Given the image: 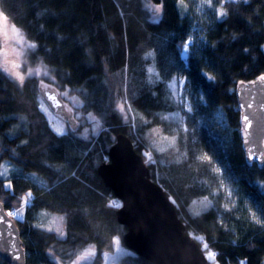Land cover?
<instances>
[{
	"label": "trees",
	"instance_id": "16d2710c",
	"mask_svg": "<svg viewBox=\"0 0 264 264\" xmlns=\"http://www.w3.org/2000/svg\"><path fill=\"white\" fill-rule=\"evenodd\" d=\"M152 1L157 19L146 0H0V12L37 45L32 60L53 76L50 88L0 71V173L5 164L15 169L0 176V202L6 212L24 209L12 218L26 264H69L86 248L92 256L79 264H103L116 237L124 246L126 227L110 206L120 201L97 173L120 133L175 202L186 232L205 255L216 253L209 264H264V163L245 158L235 94L237 83L264 74V0H225L223 19L217 0L203 21L199 0ZM195 20L202 39L182 59ZM181 77L189 111L171 86ZM40 87L75 95L95 115L97 133L80 119L55 133L38 107ZM120 101L132 111L127 119ZM47 217H63V235ZM117 264L152 263L126 251Z\"/></svg>",
	"mask_w": 264,
	"mask_h": 264
},
{
	"label": "water",
	"instance_id": "95a60500",
	"mask_svg": "<svg viewBox=\"0 0 264 264\" xmlns=\"http://www.w3.org/2000/svg\"><path fill=\"white\" fill-rule=\"evenodd\" d=\"M258 77L237 83L235 94L245 158L247 162L261 165L264 163V81H259ZM40 93L50 109L74 128L75 119L67 111L63 98L50 88L40 87ZM97 173L120 201L116 218L126 227L122 242L128 251L152 264H209L200 245L186 232L175 202L152 180L149 167L128 135H116L108 149L107 161L98 165ZM6 213L0 203V215H4L0 222V257L9 264H26L19 229Z\"/></svg>",
	"mask_w": 264,
	"mask_h": 264
},
{
	"label": "rangeland",
	"instance_id": "374dc122",
	"mask_svg": "<svg viewBox=\"0 0 264 264\" xmlns=\"http://www.w3.org/2000/svg\"><path fill=\"white\" fill-rule=\"evenodd\" d=\"M147 5L152 9L154 18L157 19L160 15V6L158 4H155L152 0H146ZM202 0H199V2L195 3V11L198 15H200V19L203 21L206 19L208 14V6L204 4L202 7ZM157 9L159 11L157 12ZM1 13V12H0ZM3 17H5L3 15ZM3 17H0V67L5 66L6 61L11 62L15 61L17 63L21 64V67L19 69H15L14 71H19L22 75L25 76V79L29 77L27 73L31 69L33 74L30 77H36L43 81V87L52 86L53 76L48 68V66L41 60H32L31 53L34 50L27 49L26 43H32L30 42L23 32L20 30V32L23 34L24 40H20V36L18 34L13 33L12 27L13 24L10 23L7 19H3ZM16 27V26H15ZM17 28V27H16ZM5 33H7L5 35ZM202 32H201V25L198 20H195L193 27L191 29L190 38L188 40H191L192 46L194 47L201 42ZM23 52V55H19L18 53ZM181 56V55H180ZM188 57V55H187ZM187 57L181 56L182 59H187ZM10 70L12 69L11 63H7L6 65ZM39 69V75L36 74V70ZM6 75H8L11 79L14 81L21 83L14 75H11L9 72H4ZM46 73V74H45ZM24 79V80H25ZM184 78H179L177 81L173 80L171 82V86L176 89V97L180 103V105L187 111L190 110V105L188 100L185 98L183 91H184ZM51 88V87H50ZM64 97L67 111L71 112L74 115L75 122L78 123L79 119L83 123L89 122L87 125L92 132H96L99 130V123L96 120L95 115L90 111H84L79 107L78 99L74 95H70V93H63L62 95ZM61 96V97H62ZM38 107L41 110V112L44 114L50 128L57 134H64L67 132V129L71 128V126L68 124V122L62 118L60 115L55 114L50 107L47 105L45 100L42 98V96L37 97ZM78 103V104H77ZM120 105H123L122 102H118L116 107L117 110H119L122 113V116L124 119H127L129 115H132V111L129 108L126 109L124 106L125 111L120 110ZM76 106V108H75ZM75 123V125H76ZM171 143V139L166 136L164 140V146H167ZM207 160V158H204ZM216 167L213 165V170H215ZM15 171L13 167H11L8 164H5L2 168V174L4 176H7L10 174V172ZM221 188L225 190V193L231 194V191L227 185V183L224 181V179L221 181ZM264 219V214L262 216ZM46 225L48 226H55L57 229V232H63L64 233V225L63 222L60 221V219L47 217L45 220ZM59 229V230H58ZM118 241V243H117ZM90 251V248L82 249L79 251L77 256L74 260H72L69 264H73V261H76L78 257L84 255L86 252ZM128 251V249L125 246H122L119 242V239L116 237L114 240V251L112 253H104L103 258L104 262L103 264H117L118 255H120L123 252ZM92 255H87L85 259L79 260L78 264L86 259H89ZM217 264V263H214Z\"/></svg>",
	"mask_w": 264,
	"mask_h": 264
},
{
	"label": "snow or ice",
	"instance_id": "6c2138e0",
	"mask_svg": "<svg viewBox=\"0 0 264 264\" xmlns=\"http://www.w3.org/2000/svg\"><path fill=\"white\" fill-rule=\"evenodd\" d=\"M162 2H163V0H161V3ZM179 2L181 4H183L184 3V0H179ZM214 2H217V0H202V5L201 6L203 7L204 4H206L209 8H212ZM218 2L221 4V7H220V9L216 10L217 18L218 19H223L227 15V12L224 11V9H223V3L225 2V0H218ZM228 2H237V0H228ZM243 2L247 3V0H243ZM158 11H159V9H157V12ZM0 17H3V14L2 13H0ZM3 19L6 20L7 18L6 17H3ZM12 31H13V33L18 34L20 36V40L21 41L24 40L23 34L14 25L12 27ZM6 34L7 33H5V35ZM191 46H192L191 40L184 41L182 48H180V55L181 56H184V57H187V55L189 54V50H190ZM26 47H27V49L35 50V48L37 47V45L35 43H26ZM245 51H247V49H245ZM19 55H23V52L18 53V56ZM7 63H11V65H12V69L11 70L6 66ZM20 67H21V64L20 63H17L15 61H11V62H7L6 61L5 66L0 67V71L9 72L11 75H14L16 77V79H18L21 83H23V81L25 79V76L22 75L19 71H14L15 69H19ZM149 71H152V70L150 69ZM32 74H33V72L30 69L29 72L27 73V75L30 77V76H32ZM36 74L39 75V69L36 70ZM209 79H212V77H209ZM258 80L259 81H264V74H262L261 76H259L258 77ZM41 83H43V81H41ZM241 83H243V82H241ZM252 83L255 84L256 81H253ZM119 107H120V110L122 112L125 111L123 105H120ZM129 111H130V109H129ZM167 118L168 117H164V119H167ZM244 120L246 122L248 121V116L247 115L244 116ZM161 150H163V149H161ZM146 155H149V158H151L150 157V154H147L146 153ZM250 158H252V157L250 156ZM2 175L3 174L0 173V176H2ZM5 187L11 188V184L9 183L8 185H5ZM30 199H31V193H28V196L24 199V204L25 205L29 204L30 203ZM205 200H207V197H205ZM0 203H2V202H0ZM110 206L116 207V208L121 207V205L118 202H112V204ZM23 212H24V209L22 207V208H19V209L15 210V211H9L5 215L6 216L15 217V218H21L23 216ZM197 215H199V213H197ZM58 219L62 220L63 217H60ZM3 220H4V215H0V222H2ZM257 222H260V221H257ZM48 230L51 231L52 229L49 228ZM60 234L63 235V232L61 231ZM197 239L203 240V237H197ZM117 243H118V241H117ZM203 247L205 249H208V244L205 243L203 245ZM90 254H91L90 251L86 252L84 255L78 257V259L76 261H73V264H78L79 260L85 259L86 256L87 255H90ZM206 256H207L208 259L214 261L215 260V257H216V253H214V252H212V251L209 250V251H207ZM16 258L19 259V256H17ZM240 264H245V261L241 260L240 261Z\"/></svg>",
	"mask_w": 264,
	"mask_h": 264
},
{
	"label": "flooded vegetation",
	"instance_id": "af4514ba",
	"mask_svg": "<svg viewBox=\"0 0 264 264\" xmlns=\"http://www.w3.org/2000/svg\"><path fill=\"white\" fill-rule=\"evenodd\" d=\"M66 105V104H65ZM66 109H67V106H66ZM68 110V109H67Z\"/></svg>",
	"mask_w": 264,
	"mask_h": 264
},
{
	"label": "built area",
	"instance_id": "2783aa9c",
	"mask_svg": "<svg viewBox=\"0 0 264 264\" xmlns=\"http://www.w3.org/2000/svg\"><path fill=\"white\" fill-rule=\"evenodd\" d=\"M215 253V252H214Z\"/></svg>",
	"mask_w": 264,
	"mask_h": 264
}]
</instances>
